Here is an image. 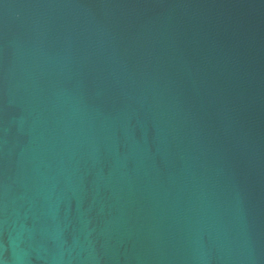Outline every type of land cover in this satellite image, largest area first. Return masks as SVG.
Listing matches in <instances>:
<instances>
[{"label":"water","instance_id":"water-1","mask_svg":"<svg viewBox=\"0 0 264 264\" xmlns=\"http://www.w3.org/2000/svg\"><path fill=\"white\" fill-rule=\"evenodd\" d=\"M0 264H264V0H0Z\"/></svg>","mask_w":264,"mask_h":264}]
</instances>
